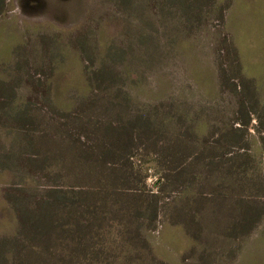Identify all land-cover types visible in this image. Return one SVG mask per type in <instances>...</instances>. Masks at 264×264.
<instances>
[{
	"label": "rangeland",
	"instance_id": "obj_1",
	"mask_svg": "<svg viewBox=\"0 0 264 264\" xmlns=\"http://www.w3.org/2000/svg\"><path fill=\"white\" fill-rule=\"evenodd\" d=\"M0 264H264V0H2Z\"/></svg>",
	"mask_w": 264,
	"mask_h": 264
},
{
	"label": "trees",
	"instance_id": "obj_2",
	"mask_svg": "<svg viewBox=\"0 0 264 264\" xmlns=\"http://www.w3.org/2000/svg\"><path fill=\"white\" fill-rule=\"evenodd\" d=\"M2 2H3V1H2V0H0V8H1V6H2Z\"/></svg>",
	"mask_w": 264,
	"mask_h": 264
}]
</instances>
